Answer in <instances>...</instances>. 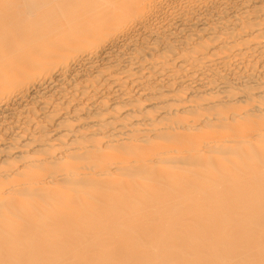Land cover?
Returning a JSON list of instances; mask_svg holds the SVG:
<instances>
[{
	"label": "bare ground",
	"instance_id": "6f19581e",
	"mask_svg": "<svg viewBox=\"0 0 264 264\" xmlns=\"http://www.w3.org/2000/svg\"><path fill=\"white\" fill-rule=\"evenodd\" d=\"M0 264H264V0H0Z\"/></svg>",
	"mask_w": 264,
	"mask_h": 264
}]
</instances>
